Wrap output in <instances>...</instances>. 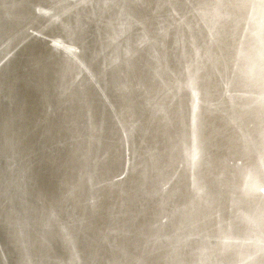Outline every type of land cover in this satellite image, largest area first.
<instances>
[{
	"label": "water",
	"instance_id": "1",
	"mask_svg": "<svg viewBox=\"0 0 264 264\" xmlns=\"http://www.w3.org/2000/svg\"><path fill=\"white\" fill-rule=\"evenodd\" d=\"M84 1L0 0V73L15 36L36 71L0 81V264H264V0Z\"/></svg>",
	"mask_w": 264,
	"mask_h": 264
},
{
	"label": "bare ground",
	"instance_id": "2",
	"mask_svg": "<svg viewBox=\"0 0 264 264\" xmlns=\"http://www.w3.org/2000/svg\"><path fill=\"white\" fill-rule=\"evenodd\" d=\"M90 1H92V0H86V1H84V3H83V5H85L86 3H88V2H90ZM39 6H42V8H41V11H40V15H42L41 17L44 19V20H50V17H52V15L54 14V11L52 10V8L51 7H49V8H45L44 6H43V4H40ZM261 9V7L255 2V1H252L251 3H250V5H249V9H248V13H247V15L245 16V17H242L244 20H241V21H239V19H238V17H235L234 19H233V21H234V25L235 26H237L238 25V27L240 28V30L238 31V32H234V30H231L229 33H228V35H225V36H223V37H221V38H219V40H220V42L221 41H223V39H227L229 36H231L232 37V54H233V56H234V58L236 59V57H241V55H242V53H243V50L240 48V44H239V39H240V36L241 35H243L246 31H247V33H245V34H248L249 33V31L251 30L250 29V27H249V22L250 21H248V19H249V15H250V13L251 12H257V11H259ZM158 10H155V12H157ZM159 13V12H158ZM158 13H156V14H158ZM171 13H176V11L175 10H171ZM226 15H227V13H226ZM229 15V14H228ZM226 16V17H224V19H227V18H229V16ZM59 19H61L60 20V25H59V27H62V24H63V22H64V19H65V17H64V15H61V16H59ZM128 21V20H127ZM215 21H216V18H215ZM59 23V22H58ZM57 23V24H58ZM65 24V23H64ZM126 23H123V25H125ZM65 26V25H64ZM166 26H164V28H165ZM124 28V27H123ZM122 28V29H123ZM21 29H23L22 27H19V26H17L16 27V30L17 31H21ZM11 32H13V31H11ZM27 38H24V37H14V39L9 43V44H11L10 46H12L11 48H9L11 51H10V53H12L11 55H12V59H13V61H12V63H11V67H12V69H13V71H12V73H10L9 72V74L7 75V76H5V74H7V71L5 72V73H0V81L2 80V81H9L10 79L12 80L13 79V77L15 78V80H16V83L18 82V81H22V82H26V81H28V82H32L33 81V78L32 77H34V75H35V70H34V68H33V66L35 65V63H34V60H35V57H33L32 59H29V60H27V61H25V63H23V65H21V66H19L18 67V69L16 68V62L18 61L19 62V60H21V59H24V58H26L27 56L26 55H28V58H30L31 57V54H30V49H29V42H30V39H29V37L28 36H26ZM141 38H143L142 39V41L141 42H139L138 44L139 45H142V44H144V42H145V40H144V37H141ZM28 40V41H27ZM55 40V39H54ZM7 41H10V40H7ZM40 46H42L43 48H45V45H42V43L40 44ZM43 50H46V51H42L43 52V54L45 55V58L47 57V54H52L54 51H52L51 50V48L50 47H47V48H45V49H43ZM51 51V52H50ZM257 55V50H255V51H253V50H250V51H247V54H244V58H245V60L247 61V60H249V58H251V57H255ZM36 58H38V56L36 57ZM117 58L116 57H114L113 58V60H112V62H114L115 60H116ZM195 61H196V59L195 58H193L192 59V63H191V66H195L194 64H195ZM17 62V63H18ZM85 61H83V60H81V64L83 65V66H85V67H87V68H89L88 67V65H87V62H86V64L84 63ZM188 63V62H187ZM78 66H80V63H78ZM20 68V69H19ZM190 68V66L188 65V66H186V69L188 70ZM11 69V68H10ZM249 70H250V72H248V79H249V81L248 82H246V83H244V84H242L245 88H248L249 89V91H250V93H249V95L247 96L248 97V99H249V101H252V100H255L258 96H260V94H261V91H263L264 90V71H260V72H257L255 69H252V68H249ZM90 71V70H89ZM159 71V70H158ZM184 71V70H183ZM182 73V72H181ZM4 77V78H3ZM162 77V76H161ZM95 80H96V84H97V86L98 87H100L101 86V83H102V81H101V79H99V78H95ZM162 80H163V77H162ZM177 84H179V83H176V86H177ZM169 85H170V82H166L165 80H164V84H163V87H162V89L163 90H165V94L166 93H172V94H174V90H173V84L172 85H170L171 87H169ZM222 85V84H221ZM224 85V84H223ZM167 87H169L168 89H165V88H167ZM248 89H244V91H247ZM225 91H226V87H225V89H224ZM62 92H61V95L60 96H65L67 93H68V88L67 87H64L62 90H61ZM69 91H71L70 89H69ZM159 92V91H158ZM158 92H157V94H158ZM195 93L196 94H193V96H192V99H191V104H190V107L192 108V107H196V105H197V103H198V99H197V92L195 91ZM3 97H5V94L3 93V91H0V102L3 100ZM256 101V100H255ZM255 101H253V102H255ZM34 102V100H31V97H27V99L26 100H24L23 102H22V105H24V108H26V107H29L32 103ZM259 102H261L260 101V99H258L257 100V102L256 103H259ZM258 105H255V109L253 108L252 109V111L254 112V114L256 115V116H259L261 113H260V109L259 108H256ZM3 108V110L4 111H8L9 112V110L7 109V108H4V107H2ZM0 111H1V108H0ZM52 113H53V111H52ZM115 114V113H114ZM1 115H3V117H5V112H2L1 113ZM43 119V114H41V116L39 117V119ZM17 123L18 122H16L15 124H14V127H17ZM22 124V123H21ZM19 134V133H18ZM17 137H19L20 136V138H22L23 136H21V135H16ZM13 140H15L14 138H13ZM240 156H238V158H239ZM237 158V159H238ZM237 161V160H236ZM242 162V161H241ZM240 164V163H239ZM257 173H259L260 174V172L258 171ZM180 184V186H181V182L179 183ZM182 186H184V184L182 185ZM68 189H70V190H74V189H77V188H79V184L77 183V181H74L73 182V184H71L69 187H67ZM263 189H264V186H263ZM99 190H101V189H99ZM97 194L98 195H101L102 197H100L101 199L100 200H102L103 199V193L101 192V191H98V193L96 192V198H97ZM133 213H131L130 214V216L132 215ZM132 217V216H131ZM118 220V219H117ZM129 221V220H128ZM128 224V223H127ZM130 228H133V225L132 224H134V221H131L130 223ZM110 236V235H109ZM117 242V241H116ZM115 243V242H114ZM125 246L127 247V248H134V246H133V244L131 243V242H128L127 241V243L125 244ZM115 247H118V246H116V245H114L113 246V248H115ZM187 254H189V253H187ZM121 258H123V257H120V258H118V259H121ZM137 258V257H136ZM133 260H134V258H132V259H130V260H126V261H124V262H122V263H113V264H132L133 263ZM20 261H21V264H26L25 263V261H24V259H22V258H20ZM238 261V260H237ZM52 262H56L55 264H70V261H69V259L67 258V256L65 257V258H63V259H60V261H59V259H56V260H53ZM85 262V261H84ZM188 263V262H187ZM237 263V262H236Z\"/></svg>",
	"mask_w": 264,
	"mask_h": 264
}]
</instances>
